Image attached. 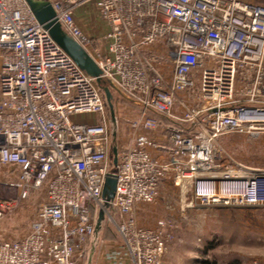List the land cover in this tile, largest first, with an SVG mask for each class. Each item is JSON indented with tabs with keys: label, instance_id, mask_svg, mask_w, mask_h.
Listing matches in <instances>:
<instances>
[{
	"label": "built area",
	"instance_id": "obj_1",
	"mask_svg": "<svg viewBox=\"0 0 264 264\" xmlns=\"http://www.w3.org/2000/svg\"><path fill=\"white\" fill-rule=\"evenodd\" d=\"M50 2L110 83L115 116L100 81L25 0H0V170L16 175L0 182V221L46 192L30 231L0 241V264H82L110 172L118 183L107 220L120 235L121 264H165L170 222L145 228L134 210L157 200L171 171L192 185L188 206L264 207V168L220 166L218 147L228 136L264 135V0ZM91 3L110 27L103 37L75 20ZM126 105L138 114L121 143Z\"/></svg>",
	"mask_w": 264,
	"mask_h": 264
},
{
	"label": "rangeland",
	"instance_id": "obj_2",
	"mask_svg": "<svg viewBox=\"0 0 264 264\" xmlns=\"http://www.w3.org/2000/svg\"><path fill=\"white\" fill-rule=\"evenodd\" d=\"M99 87L102 92L104 89L110 90V83L102 79ZM125 114L127 123L121 143L129 141L131 121L137 118L138 113L126 105ZM118 144V139L111 138L110 170H114L113 149ZM218 147L224 158L219 161L220 166L232 168L235 163H240L264 168V135L257 140H250L244 135L228 136L219 141ZM162 159L166 160L167 155H163ZM15 177L4 169L0 170V182ZM191 186L171 171L160 182L157 200L140 203L134 210L135 218L142 227L158 229L160 222H170V227L163 229L166 239L165 264H264V207H191L188 206L192 200ZM45 194V190L34 194L29 201L22 202L12 214L1 220L0 236H8L9 239L24 237L37 217ZM107 226L105 238L109 250L118 247L115 250L119 251L120 235L111 224ZM82 264H86V260Z\"/></svg>",
	"mask_w": 264,
	"mask_h": 264
},
{
	"label": "water",
	"instance_id": "obj_3",
	"mask_svg": "<svg viewBox=\"0 0 264 264\" xmlns=\"http://www.w3.org/2000/svg\"><path fill=\"white\" fill-rule=\"evenodd\" d=\"M38 22L48 31L52 39L76 62V64L91 77H95L100 81L101 70L87 54L70 36L66 35L55 19L56 13L50 1L45 0H25ZM105 99L107 101L112 118L115 116L114 105L110 90L104 89ZM114 169L118 163V149H113ZM118 177L114 172H110L105 176L102 203L98 208L95 219L94 231L89 243L86 264H95L97 254L105 239L108 228V214L111 212V204L113 203L117 191Z\"/></svg>",
	"mask_w": 264,
	"mask_h": 264
},
{
	"label": "crops",
	"instance_id": "obj_4",
	"mask_svg": "<svg viewBox=\"0 0 264 264\" xmlns=\"http://www.w3.org/2000/svg\"><path fill=\"white\" fill-rule=\"evenodd\" d=\"M45 1H51V0H45ZM75 20L80 26H82L89 33L90 36L95 38L103 37L110 31V27L108 23L99 17L97 11H95V5L93 3L79 7V9L75 12ZM152 154L154 156H158L162 158V155H160L155 151H152ZM0 237H1L0 241L16 240V239H9L10 237L4 235ZM115 248L118 247H114L109 250L105 238L97 254L95 264H121L119 260L120 259L119 252L115 250Z\"/></svg>",
	"mask_w": 264,
	"mask_h": 264
}]
</instances>
